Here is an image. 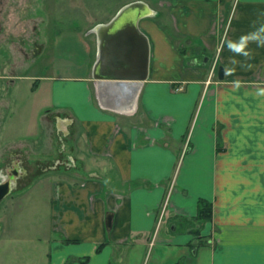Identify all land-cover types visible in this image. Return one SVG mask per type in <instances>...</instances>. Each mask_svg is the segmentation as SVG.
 I'll use <instances>...</instances> for the list:
<instances>
[{"label": "crops", "instance_id": "obj_1", "mask_svg": "<svg viewBox=\"0 0 264 264\" xmlns=\"http://www.w3.org/2000/svg\"><path fill=\"white\" fill-rule=\"evenodd\" d=\"M133 2L145 81L94 79L90 31L84 67L30 85L63 160L3 201L0 264H264V0H113L95 27Z\"/></svg>", "mask_w": 264, "mask_h": 264}, {"label": "rangeland", "instance_id": "obj_2", "mask_svg": "<svg viewBox=\"0 0 264 264\" xmlns=\"http://www.w3.org/2000/svg\"><path fill=\"white\" fill-rule=\"evenodd\" d=\"M112 2L0 0V157L4 165L10 162V153L20 154L30 186L33 179L53 171L55 160H63L55 153L64 142V128H59L57 119L47 114L41 118L46 92L33 95L30 85L74 75V67L85 66L84 46L88 50V37H94L89 32L97 22L110 19ZM22 220L18 230H30ZM26 235L31 237L30 231Z\"/></svg>", "mask_w": 264, "mask_h": 264}, {"label": "water", "instance_id": "obj_3", "mask_svg": "<svg viewBox=\"0 0 264 264\" xmlns=\"http://www.w3.org/2000/svg\"><path fill=\"white\" fill-rule=\"evenodd\" d=\"M141 2L122 7L106 24L91 30L97 35L98 55L92 76L102 81H113L116 86H138L148 77V40L138 28L140 19L153 15ZM222 77V68L218 71ZM108 82V83H109ZM111 86L112 84H101ZM7 192L0 193V200Z\"/></svg>", "mask_w": 264, "mask_h": 264}, {"label": "flooded vegetation", "instance_id": "obj_4", "mask_svg": "<svg viewBox=\"0 0 264 264\" xmlns=\"http://www.w3.org/2000/svg\"><path fill=\"white\" fill-rule=\"evenodd\" d=\"M55 119H57L56 122L58 123L59 128H63L62 126L64 125V121L62 120L60 121L56 117ZM9 159L10 162L8 164L3 165L4 160H2L0 157V193H4L8 191V193H6V196L0 200V204L6 198L12 197L13 193L17 189L24 188L29 183L27 182V178H28L27 171L25 170V168L22 167L23 160L21 159L20 154L10 153ZM52 164L53 165L51 169L53 171H57V169L60 167L59 164H61V161L55 160ZM43 171H45V169Z\"/></svg>", "mask_w": 264, "mask_h": 264}, {"label": "trees", "instance_id": "obj_5", "mask_svg": "<svg viewBox=\"0 0 264 264\" xmlns=\"http://www.w3.org/2000/svg\"><path fill=\"white\" fill-rule=\"evenodd\" d=\"M209 213H210V209H209L208 204L201 201V203L199 205V217L202 219H206V218H208Z\"/></svg>", "mask_w": 264, "mask_h": 264}, {"label": "built area", "instance_id": "obj_6", "mask_svg": "<svg viewBox=\"0 0 264 264\" xmlns=\"http://www.w3.org/2000/svg\"><path fill=\"white\" fill-rule=\"evenodd\" d=\"M176 90H178V91H179V90H180V88H176Z\"/></svg>", "mask_w": 264, "mask_h": 264}]
</instances>
